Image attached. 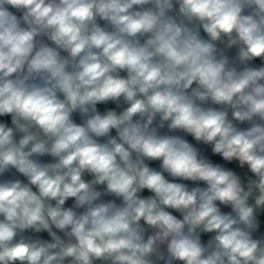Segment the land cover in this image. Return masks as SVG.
<instances>
[{"label": "clouds", "instance_id": "9594fccd", "mask_svg": "<svg viewBox=\"0 0 264 264\" xmlns=\"http://www.w3.org/2000/svg\"><path fill=\"white\" fill-rule=\"evenodd\" d=\"M0 264H264V0H0Z\"/></svg>", "mask_w": 264, "mask_h": 264}]
</instances>
